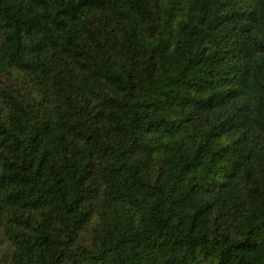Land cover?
Here are the masks:
<instances>
[{"label":"trees","instance_id":"obj_1","mask_svg":"<svg viewBox=\"0 0 264 264\" xmlns=\"http://www.w3.org/2000/svg\"><path fill=\"white\" fill-rule=\"evenodd\" d=\"M0 264H264V0H0Z\"/></svg>","mask_w":264,"mask_h":264}]
</instances>
